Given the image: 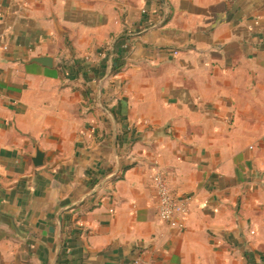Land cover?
<instances>
[{
    "label": "crops",
    "instance_id": "0c3cea01",
    "mask_svg": "<svg viewBox=\"0 0 264 264\" xmlns=\"http://www.w3.org/2000/svg\"><path fill=\"white\" fill-rule=\"evenodd\" d=\"M98 95L124 162L62 217L57 264H264V0H0V209L49 246L113 167ZM42 259L0 219V264Z\"/></svg>",
    "mask_w": 264,
    "mask_h": 264
},
{
    "label": "water",
    "instance_id": "95a60500",
    "mask_svg": "<svg viewBox=\"0 0 264 264\" xmlns=\"http://www.w3.org/2000/svg\"><path fill=\"white\" fill-rule=\"evenodd\" d=\"M27 64L37 65L44 69L52 68V60L50 58H45V57L31 59L30 61H28ZM97 105L99 109L108 117L110 121L111 130H112L111 145H112V154H113V167L108 173H106L101 178H99L96 184L87 192H85L80 196L74 195L73 198L68 199L62 203H58L54 207L52 212H53V220L55 222L56 231H55V238L53 244L49 246L43 240L34 239L28 236L27 233H25L23 230H21L18 227L16 221L14 220L13 215L6 213L2 209H0V219L7 224L9 231L12 232L17 239L30 244L33 248L37 249L42 254L43 259L41 261V264H57L58 262V258L61 251V245H62L61 244L62 217L67 213L74 212L80 209L88 199L97 195L103 189V187L107 183H110L112 180H114L121 171V167L124 161L118 157L116 151L117 131H116L115 122L111 114L108 113L101 106L99 95L97 97ZM42 161H43V154L40 153L38 150H36L34 152L33 158L31 159L32 166L34 168H40L42 166Z\"/></svg>",
    "mask_w": 264,
    "mask_h": 264
},
{
    "label": "built area",
    "instance_id": "2783aa9c",
    "mask_svg": "<svg viewBox=\"0 0 264 264\" xmlns=\"http://www.w3.org/2000/svg\"><path fill=\"white\" fill-rule=\"evenodd\" d=\"M155 196L159 217L166 223L181 215V203L172 196L168 182L161 177L154 179ZM134 264H152L147 260H138Z\"/></svg>",
    "mask_w": 264,
    "mask_h": 264
}]
</instances>
